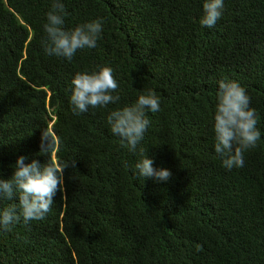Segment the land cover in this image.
<instances>
[{"label": "trees", "instance_id": "obj_1", "mask_svg": "<svg viewBox=\"0 0 264 264\" xmlns=\"http://www.w3.org/2000/svg\"><path fill=\"white\" fill-rule=\"evenodd\" d=\"M61 2L65 30L104 21L71 61L44 51L53 0H0V178L21 156L76 162L44 220L0 231V264H264V0H224L213 28L205 0ZM102 66L120 101L75 115L72 80ZM222 80L246 89L261 132L231 170L214 151ZM148 90L160 110L133 152L107 117ZM146 156L168 181L138 176Z\"/></svg>", "mask_w": 264, "mask_h": 264}, {"label": "clouds", "instance_id": "obj_2", "mask_svg": "<svg viewBox=\"0 0 264 264\" xmlns=\"http://www.w3.org/2000/svg\"><path fill=\"white\" fill-rule=\"evenodd\" d=\"M223 9L224 0H205L204 15L199 21L201 26L215 27L222 17ZM67 15L69 13L64 3L53 0L44 24L47 34L44 51L49 56L71 61L78 50L97 46L104 21L102 18L96 19L69 31L64 28ZM72 85L70 103L75 115L88 112L90 107L95 109L117 104L121 99L114 70L109 66H102L99 71L90 74L77 73ZM216 95L214 151L226 169L243 167L245 152L255 148L261 138L257 127L259 115L256 109L250 107L251 98L238 82L220 81ZM160 103V97L148 90L134 104L111 111L107 117L111 133L134 152L151 123L148 112H158ZM44 138L47 139L45 134ZM49 147L45 149L46 152ZM25 160L23 156L18 158L11 179L0 178V200H18V203L0 209V231L10 230V226L21 220L25 225L31 221L44 220L54 204L53 198L57 191L63 190L65 170L76 166V162L68 161L56 163L49 160L42 165L38 160L25 164ZM153 163L154 160L148 156L141 159L135 166L138 176L168 181L172 173L167 169L154 168Z\"/></svg>", "mask_w": 264, "mask_h": 264}]
</instances>
